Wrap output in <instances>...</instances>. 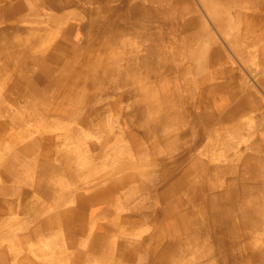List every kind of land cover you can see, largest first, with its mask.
<instances>
[{
	"label": "rangeland",
	"instance_id": "rangeland-1",
	"mask_svg": "<svg viewBox=\"0 0 264 264\" xmlns=\"http://www.w3.org/2000/svg\"><path fill=\"white\" fill-rule=\"evenodd\" d=\"M175 1L179 6L173 8ZM223 1L228 2L224 8L212 7L210 0H0V46L9 37L44 39L39 49L44 53L35 59L25 56L15 73L7 74L6 65H0V170L8 159L17 158L19 166L8 178L0 171L4 264H101L109 257L100 254L101 249L91 256L90 245L94 236L106 235L107 240L108 234L112 242L107 248L115 254L147 246L138 260L132 251L118 259L152 264L160 252L151 237L157 227H169L166 210L173 199L163 197L166 181L179 178L184 168H195L196 163L233 166V171L227 168L218 191L231 183L249 187L261 182L260 191L253 190V201L263 211L262 220L253 227L255 237L248 245L253 247L241 262L253 258L264 264V0ZM100 28L110 31L99 34ZM90 39L106 45L93 48L97 63L89 73L93 79L88 96L54 112L50 91L57 71L66 62L75 63L71 51L88 49ZM64 47L73 48L61 55ZM112 52L122 57L117 60L118 73L110 74L104 65ZM145 62L156 63L151 70L156 74L148 72ZM36 76H42L37 86L50 99L39 104L33 102L39 94L28 90ZM159 87L172 94L154 96V101L178 111L160 109L157 116L167 115L173 124L149 135L139 119L141 95ZM203 92L208 95L201 96ZM232 93L235 96H229ZM199 99L207 106L201 107ZM240 105L244 108L237 117L226 119ZM27 145L35 147L30 155L22 151ZM23 158L25 166H20ZM255 159L263 160L258 161L260 170L255 167L253 175L243 179L245 165ZM167 169L173 171L162 180ZM58 176L62 183H57ZM123 180L127 181L118 186ZM4 187H10L8 194ZM95 192L106 198L86 206L87 231L77 237L79 245L73 243L75 237H68L63 223L54 225L59 233L55 237L43 232L46 219L76 211L78 198ZM174 197L182 198V193ZM189 199L185 201L190 205ZM233 212L227 210L228 215ZM206 228L202 225L204 234L211 236L214 228ZM194 235L191 242L215 243L202 236L201 228ZM180 245L178 240L176 246ZM196 252L190 249L185 257Z\"/></svg>",
	"mask_w": 264,
	"mask_h": 264
},
{
	"label": "bare ground",
	"instance_id": "bare-ground-1",
	"mask_svg": "<svg viewBox=\"0 0 264 264\" xmlns=\"http://www.w3.org/2000/svg\"><path fill=\"white\" fill-rule=\"evenodd\" d=\"M21 1V0H20ZM216 1V0H215ZM214 0H210L211 6L215 4ZM223 3H228L227 1L220 0ZM19 3V2H18ZM178 7L177 1L171 6L173 8ZM13 8V7H12ZM99 8V7H98ZM101 8V7H100ZM10 9V8H9ZM13 10V9H12ZM183 10V9H182ZM9 11V10H8ZM112 11V10H111ZM110 12H106L105 14H109ZM15 14V13H13ZM182 14V13H180ZM108 16H105V19H107ZM107 20L105 21V23ZM257 22V21H256ZM255 22V25L258 24ZM262 24V23H261ZM113 25V24H112ZM187 28H192V26L188 23ZM111 27V24H110ZM101 30L98 31L99 34L107 35L108 32L110 31L109 28L103 29L100 28ZM45 33V32H44ZM47 33V32H46ZM44 35V34H43ZM42 35V36H43ZM37 36V35H36ZM36 36H30L23 39V40H18L14 37H9L6 39L5 43L1 44L0 46V65L4 64L7 67V74L9 73H15L17 71V66L19 63H21L22 59H24L25 56H33L35 59L37 56L40 55L41 53H44L43 50H39L41 42L44 40L41 37H36ZM46 39V38H45ZM158 40V39H157ZM46 41V40H45ZM90 43V47L88 49H83V48H74L72 53V59L74 56L77 58L75 63H69L66 62L64 63L63 67L57 71L58 77L55 79L53 82V85L51 86V94L54 95V112L55 111H61L62 107L65 105H70L73 103H79L83 102L87 98V94L89 91V84L91 80L93 79L92 77L89 76L91 68H94L97 63L95 56H94V49H101L104 48L106 43L100 44V43H94L91 42V39L88 40ZM164 40L162 38L159 39L160 47L164 46L163 45ZM189 42V41H188ZM105 44V45H104ZM159 45V44H158ZM73 48V47H72ZM72 48L66 49L65 47L61 49L63 51L61 55L66 54L69 50ZM94 50V51H93ZM158 50V49H156ZM67 51V52H66ZM161 52V50H158ZM109 52V51H108ZM154 55V54H153ZM122 57V54H114L113 52L108 56L105 57V70L108 73H118V64L117 60ZM104 58V59H105ZM60 62V61H58ZM145 65H147V70L149 73L156 74V71H151L155 70L156 63H150V62H145ZM25 68V66H23ZM49 68V67H48ZM45 68L46 70H53V69H48ZM14 69L13 71H11ZM26 69V68H25ZM2 72V73H1ZM1 76H3V71H1ZM18 74L21 76V73L18 72ZM50 74V73H49ZM19 76V77H20ZM149 77H152V75L149 74ZM1 78V77H0ZM44 79V77H43ZM42 80V76H36L32 78L29 82V89L30 91H34V93H38V97L34 98L35 102L34 104H39L40 102H46V100H50L49 98L47 99V91H41L37 83ZM20 84V80H18V83ZM164 87V86H163ZM163 87H159L158 89H147V92L142 95V102L141 105H139L140 108V114H139V119L142 121L143 126L145 128V131L147 134L151 135V133H156L159 128H166L168 127L174 119H168V116L165 115V117H158L157 114L159 113L160 109H165L170 112H174L175 110L177 111V107H172L171 104H166L164 105H159L156 104L154 101V96L151 94V91H154L155 93L159 92L161 93L160 96L163 95H169L171 92L168 90L167 93H164ZM219 90L221 88L218 87ZM157 90V91H155ZM32 95V94H31ZM234 96V95H231ZM232 98V97H230ZM49 104H52L50 102ZM208 104V103H207ZM207 104L205 106H207ZM58 105L57 107H55ZM46 106V104H45ZM138 108V109H139ZM49 110V109H48ZM50 111V110H49ZM166 112V111H165ZM59 113V112H58ZM233 113V112H232ZM60 114V113H59ZM58 114V115H59ZM236 116V112L233 114H230L226 116V119H233ZM164 130V129H163ZM23 136L25 134L23 133ZM105 139V138H104ZM103 139V142H104ZM108 140V139H107ZM18 143V142H17ZM101 143V142H100ZM106 145V144H105ZM104 146V145H103ZM35 147L33 145H27L26 147L22 148L24 151V155H30L31 152H34ZM17 158L16 159H8L7 162L1 167V174L3 177L8 178L11 177L13 174V171L18 168V163H17ZM25 166L23 162L20 163V166ZM14 177V176H13ZM127 180L119 181L117 185H122L124 182ZM10 190V187H4L5 194H8ZM177 190H172L168 188L167 191H163V197H171L173 201L168 205V208L166 210L167 214L171 213L176 205V199L174 196H176L175 192ZM174 192V193H172ZM119 195V194H117ZM104 197L101 194H93L90 197H79L78 198V207L77 210L75 211L76 216H81L82 213L84 212V209L89 203H97V201H103ZM200 206V203H197ZM132 206V205H131ZM248 211L250 212L249 208L247 212H244L242 214L241 220L244 222H248L247 224L250 225L251 227L255 226L256 224L261 223V217L262 216V209H258V206L255 208L253 206V217L250 216L251 214H248ZM66 221H63L61 223L67 225L68 223H72L74 217H72L71 214L66 215ZM170 216V214H169ZM168 216V217H169ZM250 217V220L248 221L247 218ZM240 220V221H241ZM72 221V222H71ZM61 223L55 219H49L47 222H45L41 225L43 227V232L49 231L53 233L52 237L57 236L59 233L54 230V225L55 224H60ZM189 228V232L185 233L183 230ZM68 226V225H67ZM169 227L172 230V233L176 236H178V239L175 240L173 243L177 245V241L179 240L180 236H184V239L179 240L181 241L180 246L175 245L174 251L175 254L172 256L168 252H163L161 251V259L159 257H156L155 261H151L152 264H200L202 261H206V263H216L218 260L226 259V258H236L241 252H245L246 249H249L250 247L248 246L252 240L251 238L247 237L244 234V231L238 228V226L234 225L233 221L228 222L226 224V227H215L212 231V235L210 236L215 243L213 245H205L201 244L199 241L194 242L191 240L195 237V232H198L201 228L202 236L205 237L203 229H202V224L195 219H174L169 221ZM42 229V228H41ZM127 234V232H125ZM56 234V235H55ZM32 237H35L36 239H40L36 233H33L31 235ZM157 238V237H156ZM100 242H98L93 249L91 250V253H95L97 251H100L101 245L103 242L106 240V235L101 236L98 238ZM158 239H155V242ZM155 242L153 243V246L155 245ZM158 242V241H157ZM151 243V242H150ZM152 249V247H151ZM192 249L193 251L196 249L197 252L192 255V257L188 258L185 257V253L188 252V250ZM221 252V253H220ZM224 253V254H222ZM14 256V255H13ZM221 256V257H220ZM6 254L0 251V264H4L6 262ZM100 258V257H99ZM99 258H94V260H98ZM124 257L119 259V262L122 261ZM9 261V260H8ZM132 260H127L123 264H131ZM120 262V263H121ZM255 264L256 261L250 260V261H242L240 264Z\"/></svg>",
	"mask_w": 264,
	"mask_h": 264
},
{
	"label": "crops",
	"instance_id": "crops-1",
	"mask_svg": "<svg viewBox=\"0 0 264 264\" xmlns=\"http://www.w3.org/2000/svg\"><path fill=\"white\" fill-rule=\"evenodd\" d=\"M215 1V0H214ZM227 5V3H223L220 0H216L215 4L213 6H217L220 8H224ZM212 6V7H213ZM260 10H264V9H260ZM261 11V12H262ZM263 13V12H262ZM264 14V13H263ZM260 15V14H257ZM261 24H256L255 26L260 27ZM157 91V90H155ZM172 94V93H171ZM170 94V95H171ZM161 93L157 92L154 93L153 96H160ZM207 96L208 94H206L205 92H203L201 94V96ZM234 95L235 94H230L229 96ZM142 97V95H141ZM231 99V98H230ZM204 100V99H203ZM205 101V100H204ZM200 99L198 101L199 105H202L200 103ZM156 103V101H155ZM208 103V102H207ZM158 104V103H156ZM160 105V104H159ZM201 107H206L204 105H202ZM243 105H240L239 107H237L235 110H233L232 112L235 113L236 112V116L239 114L240 111H242L243 109ZM178 109V108H177ZM176 111V110H175ZM178 111V110H177ZM231 113V114H233ZM228 116V115H225ZM32 144H36V143H32ZM37 145V144H36ZM18 161V160H17ZM26 161V158L22 159V162L24 163ZM258 161H263V160H258ZM256 159L255 161L253 160V162L255 163H249L247 165H245L244 169H243V179L248 178L249 176L251 177V175H253V170L255 169V167H258V162ZM31 163H33L31 161ZM201 166V168H199ZM227 168H230V171H233L234 168L232 165H228L227 167H222V166H207L206 164H200V163H196L195 168H191V167H186L181 171V174L179 175V178L176 179H172V180H168L166 182H168L167 186L164 188L163 191H167L168 188L172 189V190H177L175 192L176 195H178V193H182V198H177L176 199V207L175 209L169 213L170 216V220H174V219H195L198 220L202 225L206 226L207 231H209L210 229H213L215 227H226V224H228V222L233 221L234 225L238 226L239 229H241L242 231H244V234L251 238L250 240H253V226L251 227L250 225H248V222H244L243 220H241L242 218V214L244 212H247L248 208L250 210V212L248 211V214H251L250 216L253 217V205L257 206L254 201H253V190L255 191L254 193L259 190V185L260 183H255L249 186V187H243L241 185H236V184H228L226 190L223 189L222 191H218L216 190L217 186L219 183H221L223 181V176L228 173L226 170ZM169 170L173 171V169H167L166 171H164V173L161 175V179L164 175L167 174V172H169ZM260 170V166L258 167V171ZM256 172H254V174H256ZM59 180H57V183H62L63 182V178L61 176H58ZM77 177L79 178L80 176L77 175ZM77 178V180H78ZM197 179V180H195ZM163 180V179H162ZM195 180V182L193 183V181ZM244 182V181H243ZM264 189V188H263ZM174 193V192H172ZM98 194V192L96 193H92L90 195H87L86 197H90L92 195ZM85 197V196H84ZM190 197L189 200H191V204L189 205L185 200L187 198ZM259 199H263L262 196H257ZM106 198V197H104ZM238 199V202L235 201V199ZM159 199L161 200V196L159 195ZM200 203V206L197 204ZM91 203L88 204V207L90 208ZM229 208H233L234 212L233 215H228L227 210ZM236 208V209H235ZM241 208L243 210H241ZM86 209V208H85ZM84 209V210H85ZM72 215L73 222L70 225H66V229L68 231V237L69 238H74L73 243L74 244H78V238L81 235H85L86 231H87V227L84 225V221L85 218L84 217V212L82 213L81 216H76L75 211H72L71 213H69ZM55 218L57 219L60 223L63 221H66L67 216L64 215L62 217H51L48 218L46 220ZM241 220V221H240ZM247 220H250V217L247 218ZM262 220V218H261ZM44 221V220H43ZM42 221H39L37 223V226H39L41 224ZM108 229V227L106 228ZM185 233L183 234H187L186 232H189V228L187 225V228L183 230ZM26 234V233H25ZM205 237H210L207 234H204ZM101 235H99L98 237L94 236V238H92V244L90 245V249H93V247L97 244L98 238H100ZM153 237H157V238H153ZM153 237H151V239H158V245H157V249L159 250L158 252H160L161 256V251L163 252H168L170 255H174L176 251H174V247L176 244H174L173 242L175 240H177V236L174 235L172 233V230L170 227H168L166 229V231H160V229L157 227L156 229V233L153 235ZM109 239V240H108ZM150 239V240H151ZM184 239L183 236L179 237V240ZM167 241H168V245H167ZM112 242V237L108 234L107 235V240H105L103 242V244L101 245V253L102 255H107L109 258H106V260H104L101 264H121L119 262V256L120 254H129V252L132 251L133 255L132 257L136 260H138V255L141 253V248L134 250L133 248L129 247L126 248V251L120 252V253H114V251H110L107 247H109ZM147 244V243H145ZM164 244V246H163ZM109 245V246H108ZM146 245L143 244V250L142 252H145L144 249H147L145 247ZM31 247V246H30ZM33 247V246H32ZM253 247V245L249 248L246 249L245 252H241L238 257V261H236L235 259V264L237 262V264L242 263L241 262V257L243 256V254L248 253V251ZM89 249V250H90ZM150 252V249L148 248V250ZM88 252V251H87ZM155 252V255H157V252ZM89 253V252H88ZM221 253V252H220ZM91 256H95L97 254L95 253H89ZM89 254H85L84 256ZM151 254V253H149ZM247 255V254H245ZM104 256V257H105ZM151 257V255H149ZM158 256V257H159ZM131 257V256H130ZM81 258V257H80ZM82 260H84L85 258H81ZM105 259V258H104ZM159 259H161V257H159ZM232 260V258H226V259H222V260H218L216 263L214 264H225L226 260ZM80 260V259H79ZM135 260V261H136ZM250 260H253L250 259ZM248 260V261H250ZM258 260V259H257ZM149 261H151L149 259ZM83 261H80L79 264H82ZM16 264H26V261H24L23 263H20L19 261L16 262ZM95 264H99L98 262H96ZM135 264H139V262H135ZM204 264H210V263H204ZM213 264V263H211ZM257 264V263H255Z\"/></svg>",
	"mask_w": 264,
	"mask_h": 264
}]
</instances>
